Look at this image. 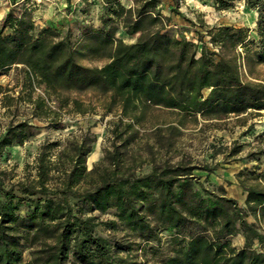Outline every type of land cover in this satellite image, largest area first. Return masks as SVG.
<instances>
[{
	"label": "trees",
	"instance_id": "16d2710c",
	"mask_svg": "<svg viewBox=\"0 0 264 264\" xmlns=\"http://www.w3.org/2000/svg\"><path fill=\"white\" fill-rule=\"evenodd\" d=\"M64 1L65 21L42 25L35 16L44 4L8 1L0 76L14 72L19 90L15 96L0 86V104L10 112L24 103L30 120L52 121L59 111L89 113L65 93L93 90L117 120L90 169L96 138L88 131L43 142L20 179L0 168V264H264V167L236 175L241 206L223 186L205 187L196 172L208 176L213 168L177 147L189 126L244 122L264 111V81L255 74L264 67V0H243L256 13L254 30L187 19L179 0H169L167 16L163 0H99L95 19L85 17L88 0ZM175 16L191 39L174 31ZM119 32L138 37L126 43ZM83 59L106 62L90 67ZM33 129L28 118L10 120L0 162ZM239 150L234 145L224 157Z\"/></svg>",
	"mask_w": 264,
	"mask_h": 264
},
{
	"label": "rangeland",
	"instance_id": "374dc122",
	"mask_svg": "<svg viewBox=\"0 0 264 264\" xmlns=\"http://www.w3.org/2000/svg\"><path fill=\"white\" fill-rule=\"evenodd\" d=\"M8 0H0V4ZM44 7L36 13V19H42V23L47 19L60 22L65 19V1L64 0H44ZM72 3H78L81 0H71ZM91 3L86 9V18L95 19L98 13V1L88 0ZM163 14H168L170 5L169 0H163ZM229 3L228 9H217L211 6V0H179V11L187 19L196 21L198 17L202 18L207 25H231L235 27H247L250 30L255 29L256 13L245 9L243 0H226ZM40 0L36 1L40 4ZM72 15L69 16L73 19ZM65 21V20H64ZM42 25V24H40ZM172 28L176 33L184 35L191 39L193 35L188 32L189 26L181 17H173ZM178 27V28H176ZM180 30V31H179ZM126 43L135 42L138 37H126L118 33ZM106 60H81V63L90 67H101ZM256 78L264 81V67L256 68ZM242 77L248 80L246 72L243 70ZM17 76L14 72H9L5 76H0V86L5 89H12L11 94L17 95L18 88ZM36 93L43 94L41 89ZM70 99H77L85 105L91 107L89 113L85 115H76L66 111H59L57 117L52 121H38L29 119L30 108L24 103L18 104V109L12 108L10 112L4 109L0 104V135L8 125L10 120L19 121L28 118L29 123L34 127V136L22 146L9 149L5 157L0 162V168L6 169L14 176V179H20L24 173L25 165L31 166L36 157L39 146L43 142H64L72 135L79 136L88 131L96 138L93 144L92 153L87 159V167L92 165L102 157V148L106 147L105 137L111 127V124L117 120V113L105 114L101 108V103L106 96L97 91H86L82 93H65ZM52 107V103L49 102ZM259 116H247L244 122H237L234 117L220 122H207V124L189 126L183 136L178 139V152L196 160L199 163H207L213 168L212 174L206 176L204 172H196L203 185L209 189L217 186H223L227 196L235 199L243 206L245 195L238 186L236 175L243 169L262 170L264 167V111ZM240 146L239 153L233 157H224L233 146ZM218 149H223L219 154H215ZM257 155L258 160L251 158V154ZM179 157H174L173 161ZM104 216L102 219H108ZM248 221L252 220L248 218ZM243 243L242 237L236 236L232 239L234 246L240 247ZM150 264V263H148Z\"/></svg>",
	"mask_w": 264,
	"mask_h": 264
},
{
	"label": "crops",
	"instance_id": "0c3cea01",
	"mask_svg": "<svg viewBox=\"0 0 264 264\" xmlns=\"http://www.w3.org/2000/svg\"><path fill=\"white\" fill-rule=\"evenodd\" d=\"M9 1V0H8ZM8 1L6 2H4L3 4H0V21H1V19L4 17V15L6 14V12H7V10H8V8H9V3H8ZM37 1V0H36ZM39 1V0H38ZM41 2L40 3H42V4H44L45 5V1L44 0H40ZM44 10H46V8L44 9ZM50 19H47L46 21H49ZM41 21H42V19H41ZM52 21V20H51ZM40 24H43L42 22H40V21H38ZM45 22V21H44Z\"/></svg>",
	"mask_w": 264,
	"mask_h": 264
}]
</instances>
